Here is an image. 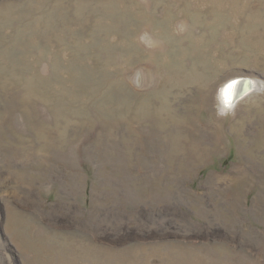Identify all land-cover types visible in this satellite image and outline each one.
I'll use <instances>...</instances> for the list:
<instances>
[{"label": "rangeland", "instance_id": "1", "mask_svg": "<svg viewBox=\"0 0 264 264\" xmlns=\"http://www.w3.org/2000/svg\"><path fill=\"white\" fill-rule=\"evenodd\" d=\"M0 264H264V0H0Z\"/></svg>", "mask_w": 264, "mask_h": 264}, {"label": "bare ground", "instance_id": "2", "mask_svg": "<svg viewBox=\"0 0 264 264\" xmlns=\"http://www.w3.org/2000/svg\"><path fill=\"white\" fill-rule=\"evenodd\" d=\"M257 87L258 85L253 78L243 77V75L242 77L233 78L227 81L221 89L222 102L232 108L236 103L240 102L241 99L257 91Z\"/></svg>", "mask_w": 264, "mask_h": 264}]
</instances>
